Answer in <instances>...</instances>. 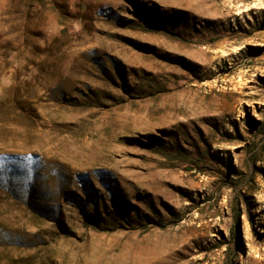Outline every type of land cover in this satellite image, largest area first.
Returning <instances> with one entry per match:
<instances>
[{
	"label": "rangeland",
	"instance_id": "374dc122",
	"mask_svg": "<svg viewBox=\"0 0 264 264\" xmlns=\"http://www.w3.org/2000/svg\"><path fill=\"white\" fill-rule=\"evenodd\" d=\"M262 124L264 0H0V264H264Z\"/></svg>",
	"mask_w": 264,
	"mask_h": 264
},
{
	"label": "trees",
	"instance_id": "16d2710c",
	"mask_svg": "<svg viewBox=\"0 0 264 264\" xmlns=\"http://www.w3.org/2000/svg\"><path fill=\"white\" fill-rule=\"evenodd\" d=\"M259 130L261 129H264V124H262L261 126H259L258 128ZM234 215H235V219L237 220L240 216V212L238 211L237 208H235V211H234ZM101 218L100 217H96V216H88L87 218V221L88 222H91L95 227H100V220ZM151 221V220H150ZM152 223V222H151Z\"/></svg>",
	"mask_w": 264,
	"mask_h": 264
},
{
	"label": "bare ground",
	"instance_id": "6f19581e",
	"mask_svg": "<svg viewBox=\"0 0 264 264\" xmlns=\"http://www.w3.org/2000/svg\"><path fill=\"white\" fill-rule=\"evenodd\" d=\"M241 261H244V259L242 258Z\"/></svg>",
	"mask_w": 264,
	"mask_h": 264
}]
</instances>
